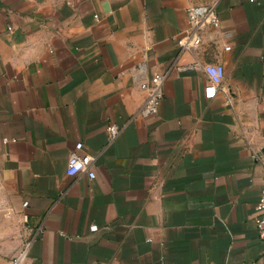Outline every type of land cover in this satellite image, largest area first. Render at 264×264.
<instances>
[{"label": "crops", "instance_id": "crops-1", "mask_svg": "<svg viewBox=\"0 0 264 264\" xmlns=\"http://www.w3.org/2000/svg\"><path fill=\"white\" fill-rule=\"evenodd\" d=\"M198 4L220 24L184 49ZM263 187L264 0H0V264L36 228L29 264H264Z\"/></svg>", "mask_w": 264, "mask_h": 264}, {"label": "built area", "instance_id": "built-area-1", "mask_svg": "<svg viewBox=\"0 0 264 264\" xmlns=\"http://www.w3.org/2000/svg\"><path fill=\"white\" fill-rule=\"evenodd\" d=\"M188 17L190 22V28L186 35L178 39V43L184 49H190L197 47L201 41V31L206 27L218 26L220 24V18L217 13L216 7L214 4H198L188 7ZM226 35L230 36V32H226ZM228 48L230 46H227ZM144 62L138 65V69L144 70L146 68ZM200 62H194L185 66H180L181 69L186 68H196L200 67ZM174 67V66H172ZM205 69V68H204ZM170 70L157 71L155 72L150 80L144 81L142 87L147 91L146 102L141 110V113L144 116H150L158 113L161 101L164 97L163 83L167 76L169 75ZM219 85L217 82L213 81L206 86V92L208 94H214L218 91ZM122 130V127L117 122H112L108 125V132L110 140L116 138ZM84 143L79 141L76 143L74 150L69 154V172L71 174H77L81 172H88V175L91 178L96 176L94 170L91 169V163L94 160V156L91 153L83 151ZM256 160L261 158L260 152L256 151L254 154ZM28 202L25 201L26 205ZM257 216L255 219L256 228L259 234V237L264 241V187L261 190L260 198L256 204ZM41 229V227H40ZM92 230H98V224L91 225ZM37 228L30 232L21 248H19L13 255L10 264H29V250L32 244V241L35 237Z\"/></svg>", "mask_w": 264, "mask_h": 264}]
</instances>
